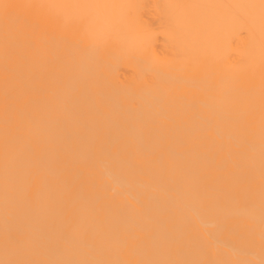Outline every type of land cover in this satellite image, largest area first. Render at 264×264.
Returning <instances> with one entry per match:
<instances>
[{
	"label": "bare ground",
	"instance_id": "1",
	"mask_svg": "<svg viewBox=\"0 0 264 264\" xmlns=\"http://www.w3.org/2000/svg\"><path fill=\"white\" fill-rule=\"evenodd\" d=\"M0 264H264V0H0Z\"/></svg>",
	"mask_w": 264,
	"mask_h": 264
}]
</instances>
